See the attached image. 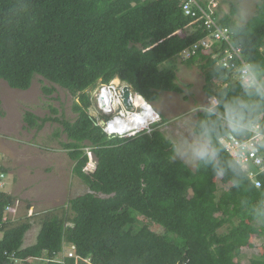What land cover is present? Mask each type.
I'll return each mask as SVG.
<instances>
[{"label":"trees","instance_id":"trees-1","mask_svg":"<svg viewBox=\"0 0 264 264\" xmlns=\"http://www.w3.org/2000/svg\"><path fill=\"white\" fill-rule=\"evenodd\" d=\"M237 12L232 5L217 18L264 82V1L245 26L235 22ZM207 34L202 20L185 16L179 0H0V80L27 91L38 75L78 98L73 122L30 111L24 122L39 131L50 121L61 124L67 137L61 145L74 163L72 172L89 188L68 200L62 216L43 221L34 245L24 247L29 219L5 230L1 254L54 257L66 242L76 247L80 264H244L241 243L257 235L262 249L248 260L264 264V186L257 188L220 143L230 132L242 136L240 127L261 117L264 128V95L230 80L216 66L215 54L182 59L181 52ZM178 57L187 66H200L205 94L218 99L220 114L228 116L226 106L231 107L236 120L229 129L213 113L215 123L204 135L212 153L200 158L194 170L168 159L171 141L159 126L149 134L106 140L84 111L88 92L113 77L150 104L162 92L182 95L177 68H162ZM42 90L49 95L57 88ZM207 117L205 109L198 113L197 135ZM85 148L94 154L92 171L85 170ZM220 176L231 188L220 185ZM13 200L11 193L0 192V221ZM225 227L228 231L221 233ZM2 264L10 263L3 257Z\"/></svg>","mask_w":264,"mask_h":264},{"label":"rangeland","instance_id":"rangeland-1","mask_svg":"<svg viewBox=\"0 0 264 264\" xmlns=\"http://www.w3.org/2000/svg\"><path fill=\"white\" fill-rule=\"evenodd\" d=\"M218 1L219 13L222 14L223 7L230 10L235 5L245 15V23L239 21L246 25L257 14L258 4L264 0ZM262 51L264 53V46ZM173 66L177 68V83L184 93L162 92L159 100L152 104L164 122L159 129L170 141L180 134L191 138L190 130L194 132L198 113L210 104V98L203 89L205 72L200 66H187L178 57L166 62L162 68ZM217 85L221 87L222 84ZM44 86H55L57 91L45 94L42 90ZM0 97V150L6 156L8 168L12 170L7 178L8 191L22 202H29L35 210L33 217L27 218L28 205L23 206L19 219V222L29 219L32 224L24 236V247H29L36 243L46 218L62 216L68 200L88 193L89 188L72 172L74 163L61 145L67 141L61 124L50 121L40 131L31 130L26 128L24 115L30 111L40 118L57 117L73 122L77 119L73 106L79 100L38 75L27 91L13 89L6 81L0 80ZM53 109L58 110V113H54ZM57 132L60 133L58 137ZM203 141L207 149L205 155L211 154L206 136H203ZM202 157L189 152L184 156H175L174 160L182 161L194 170ZM219 178L222 187L231 188L221 176ZM159 229L156 227V230ZM227 231V227L220 230L221 233ZM261 246L257 235L245 236V241L241 243L242 251L247 256L244 264H250L248 256L260 252Z\"/></svg>","mask_w":264,"mask_h":264},{"label":"built area","instance_id":"built-area-1","mask_svg":"<svg viewBox=\"0 0 264 264\" xmlns=\"http://www.w3.org/2000/svg\"><path fill=\"white\" fill-rule=\"evenodd\" d=\"M180 6L185 16L193 17L196 21L202 20L205 30L208 34L200 41L194 43L192 46L184 49L181 52L183 60H188L197 56L199 53L203 55L215 54L217 58L216 66L222 67L228 72V78L233 81L241 80L240 68L243 65H249L250 62L246 60L241 46L235 45L232 38V33L228 27H223L219 23L218 15V0H179ZM258 82H261L257 77ZM111 81L115 83L119 89L118 98L120 104L125 108L126 100L124 101V88L129 86L122 83L120 80ZM106 84L100 82L99 85ZM130 87V86H129ZM131 88V87H130ZM93 90V89H92ZM91 91V90H90ZM89 93V92H88ZM137 95L131 89L130 97L135 98ZM209 106L205 108H215L214 114L218 115L224 122V125L229 129H232L233 123L229 121L227 116L218 112L219 101L216 97L209 99ZM112 106L114 111L112 113L105 114V119L116 114L117 97H113ZM138 112L143 114L144 110L137 108ZM160 117V116H159ZM144 118V117H143ZM161 119V118H160ZM262 117L259 120L252 121L245 126H241L242 136L230 132L224 135L220 139V143L224 150L231 156V158L239 164L246 172L250 181L257 187L262 188L264 186V128L261 122ZM144 125L139 129L136 135L128 136L124 138L136 137L141 133H151L155 126L162 124V119L155 123L153 118H144ZM86 154L89 156V162L86 166V170H94L95 162L93 153L90 148H85ZM6 156L0 150V192L8 191V166L6 163ZM92 167V168H90ZM10 193V192H9ZM14 200L8 204L4 211V217L0 221V241H2L5 230L13 227L19 223L21 216V208L28 205L26 208V217H33L35 210L31 207L29 202H22L14 195ZM3 257H5L10 264H67V259H75V264H80L81 258L77 255L76 247L68 245L66 242L63 244V250L59 254H55L54 257L45 256H33L28 259L18 258L14 253L10 254L5 251L0 253V264H2ZM87 262V260H85Z\"/></svg>","mask_w":264,"mask_h":264},{"label":"clouds","instance_id":"clouds-1","mask_svg":"<svg viewBox=\"0 0 264 264\" xmlns=\"http://www.w3.org/2000/svg\"><path fill=\"white\" fill-rule=\"evenodd\" d=\"M240 73L241 83L245 88L256 87L261 95H264V82H258L254 65H243L240 68ZM116 80H119V77H113V81ZM129 91L130 90L128 89V92ZM118 92L119 89L116 87L114 82L98 85L90 92L89 105L84 108L86 114L93 118L94 126L100 130V133L106 140H112L113 138L123 139L125 135H136L145 123L143 114L138 112L137 108H153L152 104L148 103L147 100L139 93L135 98H128L127 96V103L125 102L127 107L125 108L122 104H120ZM113 97H117L118 108L116 109V114L112 115L108 119H105V114L112 113L114 111L112 106ZM125 100L126 98L124 95V101ZM138 100H142L143 102L137 104ZM77 103H79V101H77ZM226 110L228 113L227 118L231 123H233V125H235L236 120L233 114V109L226 106ZM206 111L208 113V117L201 121V130L199 135L190 130L191 138L180 134L177 138L171 140V151L168 156L169 160L175 156H184L189 152L201 157L206 154L207 149L203 141V136L207 133L209 126L215 123V121L211 119L215 108L207 109ZM162 125L163 124L159 125V127ZM253 223L260 226L258 221H254Z\"/></svg>","mask_w":264,"mask_h":264},{"label":"crops","instance_id":"crops-1","mask_svg":"<svg viewBox=\"0 0 264 264\" xmlns=\"http://www.w3.org/2000/svg\"><path fill=\"white\" fill-rule=\"evenodd\" d=\"M228 13H229V10H225L224 7H223V10H222V14L219 13V7H218L219 18L223 17L224 15H226V14H228ZM244 18H245V15H242L241 12H240L239 9H238L237 14L234 16V20H235V22H236L239 26H245V25H242V23H245ZM239 20H240L242 23H241ZM222 83H223L222 81H217L216 85H217V84H222ZM155 103H156V102H155ZM152 104H154V103H152ZM7 166H8V165H7ZM7 170H8V173H9V175H10V173L12 172L11 168H7Z\"/></svg>","mask_w":264,"mask_h":264},{"label":"bare ground","instance_id":"bare-ground-1","mask_svg":"<svg viewBox=\"0 0 264 264\" xmlns=\"http://www.w3.org/2000/svg\"><path fill=\"white\" fill-rule=\"evenodd\" d=\"M140 109H143L144 112H143V117L146 119V118H153L155 120V123H157L158 121H160V117L158 115V113L154 110V108L152 107H149L147 109L145 108H140Z\"/></svg>","mask_w":264,"mask_h":264},{"label":"water","instance_id":"water-1","mask_svg":"<svg viewBox=\"0 0 264 264\" xmlns=\"http://www.w3.org/2000/svg\"><path fill=\"white\" fill-rule=\"evenodd\" d=\"M124 89H125V98H126V103H127V96L128 98L130 97L131 88L129 86H126ZM128 89L130 90L129 92H128Z\"/></svg>","mask_w":264,"mask_h":264}]
</instances>
